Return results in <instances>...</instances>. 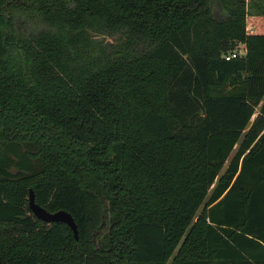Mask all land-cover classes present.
Masks as SVG:
<instances>
[{"label": "trees", "instance_id": "obj_1", "mask_svg": "<svg viewBox=\"0 0 264 264\" xmlns=\"http://www.w3.org/2000/svg\"><path fill=\"white\" fill-rule=\"evenodd\" d=\"M0 264H264V0H0Z\"/></svg>", "mask_w": 264, "mask_h": 264}, {"label": "water", "instance_id": "obj_2", "mask_svg": "<svg viewBox=\"0 0 264 264\" xmlns=\"http://www.w3.org/2000/svg\"><path fill=\"white\" fill-rule=\"evenodd\" d=\"M29 207L37 218H39L40 220L46 223L64 222L68 224L73 230L75 238L78 239L79 237L78 226L73 215L65 209H60L58 211L51 212L45 207L38 204L36 202L35 192L33 188H30L29 190ZM104 224L105 221H103L102 226H104Z\"/></svg>", "mask_w": 264, "mask_h": 264}, {"label": "built area", "instance_id": "obj_3", "mask_svg": "<svg viewBox=\"0 0 264 264\" xmlns=\"http://www.w3.org/2000/svg\"><path fill=\"white\" fill-rule=\"evenodd\" d=\"M245 51H246L245 48H244V50L242 52L241 51L233 50V51L228 52L227 54H225V58L227 60H230L232 58L241 57L245 53Z\"/></svg>", "mask_w": 264, "mask_h": 264}, {"label": "rangeland", "instance_id": "obj_4", "mask_svg": "<svg viewBox=\"0 0 264 264\" xmlns=\"http://www.w3.org/2000/svg\"><path fill=\"white\" fill-rule=\"evenodd\" d=\"M244 48H245V45L243 44V43H238L234 48H233V50H236V51H243L244 50ZM228 163H229V160H228V162L226 163V166L228 165ZM226 166L224 167V169H223V171L225 170V168H226ZM222 171V172H223ZM97 232H95L94 233V238H96L97 237Z\"/></svg>", "mask_w": 264, "mask_h": 264}]
</instances>
